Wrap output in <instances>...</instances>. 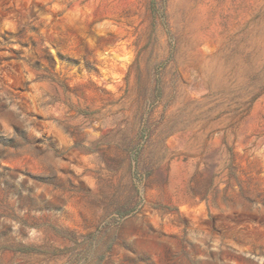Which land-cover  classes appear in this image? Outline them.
I'll return each instance as SVG.
<instances>
[{"label":"rangeland","instance_id":"rangeland-1","mask_svg":"<svg viewBox=\"0 0 264 264\" xmlns=\"http://www.w3.org/2000/svg\"><path fill=\"white\" fill-rule=\"evenodd\" d=\"M0 264H264V0H0Z\"/></svg>","mask_w":264,"mask_h":264}]
</instances>
